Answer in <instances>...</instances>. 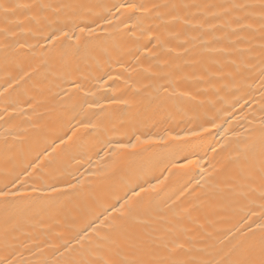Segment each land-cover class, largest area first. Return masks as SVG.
<instances>
[{
    "label": "bare ground",
    "instance_id": "6f19581e",
    "mask_svg": "<svg viewBox=\"0 0 264 264\" xmlns=\"http://www.w3.org/2000/svg\"><path fill=\"white\" fill-rule=\"evenodd\" d=\"M232 2L0 0V190L28 193L0 200V255L14 253L16 264L116 259L117 248L125 250L129 243L124 236L113 234L111 249L104 246L89 255L80 250L77 234L104 208L132 197L137 185L147 187L155 184L154 177L168 175L164 169L175 157L148 154L133 168H121L110 153L118 142H127L126 129L180 132L204 113L215 117L217 126L199 141L200 166L174 172L150 193L153 199L140 220L129 225V236L183 233L180 238H191L205 258L219 259L244 238L249 225L255 229L264 223L259 193L249 195L243 185L229 187L230 176L248 161L259 160L264 123L258 60L249 68L244 56L215 51L231 49L235 37L226 34L236 25L212 29L210 24L227 18H213L211 13L220 16L221 9L204 5ZM128 3L142 4L145 10L120 7ZM89 28L95 31L89 34ZM258 28L254 24L250 40L257 51ZM62 31L79 39H47ZM74 83L83 85L87 100L106 108L112 97L132 101L110 107L123 111H115L108 132H77L86 135L85 146L76 142L73 131L85 114L99 109H73L76 98L84 96ZM165 88L195 99L168 97ZM77 180L84 184L58 194L31 191L44 184L66 188ZM193 207L190 215L184 211ZM65 241L73 251L64 249Z\"/></svg>",
    "mask_w": 264,
    "mask_h": 264
},
{
    "label": "snow or ice",
    "instance_id": "6c2138e0",
    "mask_svg": "<svg viewBox=\"0 0 264 264\" xmlns=\"http://www.w3.org/2000/svg\"><path fill=\"white\" fill-rule=\"evenodd\" d=\"M27 7V6H25ZM127 11L145 10L144 5H137L135 3H128L121 5ZM159 5H153V8H158ZM173 8L177 5H172ZM208 9L218 7L221 9V15L218 16L216 12H212L211 15L216 19H223L220 24L212 23L210 27L217 29L218 27L223 29L225 27H231V24H235L236 28L232 29L230 33H227L229 37L234 36V40H230L231 49H215L219 52H235L240 56L246 57V64L249 68H255L256 64L254 60H258L259 63V79H260V105L261 110L264 111V0H235V2L220 4V5H204ZM258 9V11H257ZM258 17V20L256 19ZM186 23L188 21H185ZM258 23L259 28V48L258 51L253 48L250 43L251 39H254V24ZM86 30L80 28V32L84 33ZM88 33L95 31V29H87ZM62 38L72 39L78 37H70L67 31H62L59 36L53 34L47 37V39L55 41ZM249 41L248 47L242 49L238 47L239 44ZM230 63L235 64V60H229ZM101 80L103 77L100 78ZM108 79H112L111 76ZM74 88L77 93L84 92V96H78L76 102L73 105V109L79 107L83 112L84 105H87L89 109H99L98 112H91L85 114L84 118L77 121V126L73 131V136L76 137V142L84 145L86 135H91L87 130L91 129L99 135L101 132H108L110 126L113 123V117L115 111L109 110L112 105H129L132 101L129 99H118L112 97L109 100V108H106L98 103L87 100V92H85L81 83H74ZM164 92L168 94V97L176 95L182 97H188L189 100H194L195 97L188 92L177 93L175 89L172 92L168 91V88L164 89ZM97 118L96 123H93L91 117ZM193 126L186 129H181L180 132H173L169 129H165L163 132L153 134L148 132L147 134H138V129L125 130L124 135L127 137V142H118L115 145V151L110 153L113 156L118 157L116 162L117 167L133 168L139 160L143 159L148 154H156L160 152H166L174 156L175 158L170 160V168H165L164 171L168 175L154 177L155 184L149 183L147 187L142 184L137 185L136 189L132 190V197H123V203L110 205L100 211L88 225L77 234V244L80 245V250L87 251L89 255L97 250L102 249L104 246H108L110 249L114 245L112 240L113 234H120L129 240L125 250H116V259H68L63 264H264V223H257L256 228L253 229L251 225L247 232L242 233L243 239L237 240L232 245L231 250L227 255L216 258H205L204 250L198 249L196 244L191 238L183 240L179 235L172 236L169 233L161 235L148 234L143 237L132 238L128 234V227L130 224L138 222L142 213L147 211L148 206L152 201V197L149 195L154 192L158 187L164 185L170 176L175 174L179 175L187 172L188 170L200 166L201 157L198 155L197 148L199 141L203 138L205 133H209L215 128L216 119L213 116L204 113L203 117L199 115L195 121H189ZM153 127H156V123H153ZM85 130L86 135L77 136V132ZM72 140V137H68ZM260 142L262 145V151L259 160H251L246 163L245 166L240 168L235 175L230 176L231 183L229 187H237L243 185L247 188L249 195L259 193V199L264 202V123H262L260 130ZM61 143L64 140L61 139ZM109 143H111L109 141ZM95 175V173H93ZM84 181L77 180L76 185L67 183L66 188L57 187L55 184H44L40 186H32L31 191L42 192L50 191L53 194H58L66 191L67 189H75L79 185H83ZM27 192L17 191L15 193L0 190V200L7 202V197L16 195H27ZM143 194V195H142ZM261 215L260 220L264 221V203H261ZM195 207L191 210L185 209L184 211L190 215L191 211H194ZM256 213L253 212L252 215ZM259 231V236L256 238V231ZM251 233V236L249 235ZM89 241V244L85 246L84 241ZM92 243H95L96 248H92ZM63 247L66 251H73L69 242L65 241ZM59 251V248H57ZM0 264H16L15 254L0 255ZM41 264H48L47 260L41 261Z\"/></svg>",
    "mask_w": 264,
    "mask_h": 264
}]
</instances>
